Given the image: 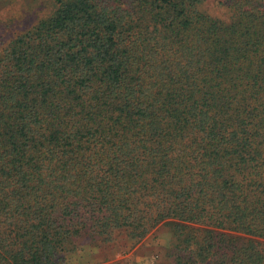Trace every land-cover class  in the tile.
Here are the masks:
<instances>
[{
	"label": "trees",
	"instance_id": "trees-1",
	"mask_svg": "<svg viewBox=\"0 0 264 264\" xmlns=\"http://www.w3.org/2000/svg\"><path fill=\"white\" fill-rule=\"evenodd\" d=\"M54 0L0 53V264L171 227L168 264H264V0Z\"/></svg>",
	"mask_w": 264,
	"mask_h": 264
},
{
	"label": "rangeland",
	"instance_id": "rangeland-1",
	"mask_svg": "<svg viewBox=\"0 0 264 264\" xmlns=\"http://www.w3.org/2000/svg\"><path fill=\"white\" fill-rule=\"evenodd\" d=\"M56 9L54 0H0V53L18 35L30 31ZM198 9L222 20L233 17V9L222 0H204ZM171 227L162 224L141 241L116 232L112 241L93 239L90 234L78 240L64 264H168L173 245Z\"/></svg>",
	"mask_w": 264,
	"mask_h": 264
}]
</instances>
